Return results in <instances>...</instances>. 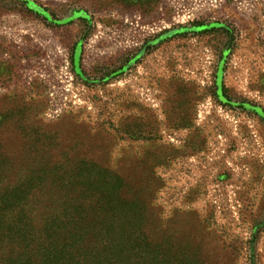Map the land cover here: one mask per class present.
Segmentation results:
<instances>
[{"label": "rangeland", "instance_id": "374dc122", "mask_svg": "<svg viewBox=\"0 0 264 264\" xmlns=\"http://www.w3.org/2000/svg\"><path fill=\"white\" fill-rule=\"evenodd\" d=\"M0 152L10 178L97 164L154 240L264 264V0H0ZM58 190L15 252L78 258L82 196ZM103 238H82L85 258Z\"/></svg>", "mask_w": 264, "mask_h": 264}, {"label": "trees", "instance_id": "16d2710c", "mask_svg": "<svg viewBox=\"0 0 264 264\" xmlns=\"http://www.w3.org/2000/svg\"><path fill=\"white\" fill-rule=\"evenodd\" d=\"M9 166L0 152V244H5L9 229L14 234L12 237V231L8 233L11 238L6 240L17 243L9 246L6 264H199L195 251L174 244L169 246L150 236L147 219L142 214L137 215L132 201L122 197L126 188L124 180L107 169L85 161L46 162L26 167L24 175L10 178ZM52 189L69 190L82 196L83 209L76 214L81 219L74 224L71 236L80 238L76 241V259L70 254L59 257L52 243L42 250L35 246L29 250L31 246L25 244V248L15 252L24 240V233L48 231L44 227L48 213L41 208V197L44 202L48 200ZM82 211L90 212L91 223L97 226H84ZM89 233L104 237L91 260L83 255L88 247H82V238ZM61 252L64 254V250Z\"/></svg>", "mask_w": 264, "mask_h": 264}]
</instances>
